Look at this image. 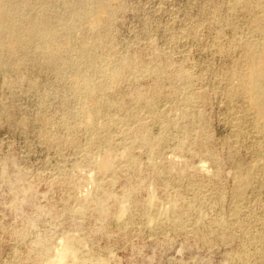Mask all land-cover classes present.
Segmentation results:
<instances>
[{
	"label": "rangeland",
	"instance_id": "1",
	"mask_svg": "<svg viewBox=\"0 0 264 264\" xmlns=\"http://www.w3.org/2000/svg\"><path fill=\"white\" fill-rule=\"evenodd\" d=\"M107 19L96 63L121 78L92 121L73 68L0 53V264H61L67 236L91 264H264V128L231 96L264 0H111Z\"/></svg>",
	"mask_w": 264,
	"mask_h": 264
},
{
	"label": "bare ground",
	"instance_id": "2",
	"mask_svg": "<svg viewBox=\"0 0 264 264\" xmlns=\"http://www.w3.org/2000/svg\"><path fill=\"white\" fill-rule=\"evenodd\" d=\"M244 1L246 4H251L254 0ZM38 3H43L44 7L33 15ZM110 3L111 0H0V53L9 57L18 56L33 44L34 49L43 54L49 63L73 68V90L75 93H83L86 97L79 109L88 121H92L99 108L98 94L115 87L121 78L119 61L109 59L101 65L96 63L95 52L101 44L103 33L101 29L107 26ZM58 5L61 6L62 11L58 10ZM80 29L97 35V39L94 41L90 39V41L83 37L78 42L74 41L72 35ZM243 48L246 64L244 70L233 71V76L239 83L232 89L231 96L241 95L247 101L249 110L254 113L257 125L264 128V46L256 49L255 43L249 40ZM76 50L79 55L76 54L75 58L73 55ZM3 55L0 57V66L5 63ZM94 72L100 73L107 81H96ZM117 164L118 157L113 155L103 156L98 162V166L106 172L113 171ZM238 179L239 190H242L241 188L248 183L249 179L247 176H238ZM86 206L87 203L83 202L80 208L83 209ZM153 206V201L147 202L146 213L151 221L157 220L149 210ZM126 213L127 208L121 207L116 212V216L122 219ZM80 246L79 238L67 236L60 253V263L91 264L87 257L80 254ZM42 249L46 254L49 252L46 244L42 246Z\"/></svg>",
	"mask_w": 264,
	"mask_h": 264
}]
</instances>
